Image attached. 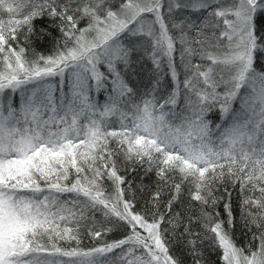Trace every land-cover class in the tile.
Instances as JSON below:
<instances>
[{"label":"snow or ice","instance_id":"obj_1","mask_svg":"<svg viewBox=\"0 0 264 264\" xmlns=\"http://www.w3.org/2000/svg\"><path fill=\"white\" fill-rule=\"evenodd\" d=\"M164 8V0H119L118 6L114 0H0V264H183L174 242L188 249L193 264H204L205 240L222 251L223 264H264V0H167V14ZM175 9L202 19L177 23ZM44 18L60 35L52 37L50 55L34 52L29 59L33 22ZM45 36H52L48 28L41 29ZM138 50L154 65L142 93L125 79ZM165 60L174 87L158 99ZM109 83L107 100L98 105L89 93L108 91ZM217 106L221 120L232 119L213 129L206 117ZM118 157L132 172L145 164L146 173L156 172V190L139 212ZM229 184L239 186L244 227L256 229L252 241L259 243L250 241L247 250L232 237ZM221 187L229 198L227 221L215 210L224 199L216 195ZM185 190L198 215L191 203L188 211H174ZM96 212L124 222L129 233L80 247L81 222L91 215L95 223ZM111 230L93 227L88 234L100 238ZM69 240L76 247L58 244Z\"/></svg>","mask_w":264,"mask_h":264},{"label":"trees","instance_id":"obj_2","mask_svg":"<svg viewBox=\"0 0 264 264\" xmlns=\"http://www.w3.org/2000/svg\"><path fill=\"white\" fill-rule=\"evenodd\" d=\"M118 2H116L118 6ZM202 13L198 12H191L190 10H183L181 9V12L179 13V16L182 20H185L186 22H192L195 21L199 23V20L202 19ZM191 15V16H190ZM4 18L7 19V14L4 15ZM86 21H82L80 24V27H84ZM35 33L31 37V46L28 48L27 56L29 59L33 57L34 52L36 54H43L45 56L50 55L53 52L54 48V41L52 37H58L60 35L58 29L54 28L50 21H48L47 18L44 19H36L33 22ZM42 28H48L49 31H51L52 36H45L43 39L40 38L41 36V29ZM173 33L178 35V31H174ZM194 32H191L192 35ZM24 44L23 36H21V45ZM177 48H179V45H176ZM176 62L179 64L180 57L179 52L177 51L175 53ZM132 59L134 61L133 65L130 66L126 70L125 79L129 80L132 85H136L139 88V91L142 93L145 89V85H149V78L152 76L154 71V65L152 64L151 59L148 57V55L145 58H141L138 54V52H135L132 54ZM118 67L123 70V65H118ZM256 67L259 69L260 65L257 64ZM142 69V71H141ZM100 71L107 73V68L104 65H100ZM180 75L179 80L182 82L184 79L183 70L179 69ZM160 79H161V85L156 91V96L158 99L161 97H166L168 94L171 93L173 90L174 84L172 82L171 76L168 74V68H167V62L165 60L164 63L161 65V72H160ZM54 83L58 85L59 77L54 78ZM91 84H94V81H90ZM182 88V83H181ZM111 85L108 84V91H105L104 89H101L100 91H96L95 88H93L89 96L90 98L96 102L98 105H103L107 97L110 93ZM223 89L221 88L220 91ZM64 91L68 92V86L65 84ZM57 97H59V92L57 91L55 93ZM12 99L14 106L19 108L20 105V96L19 93L12 94ZM182 104V100H181ZM123 107V106H122ZM233 110L239 111L240 110V104L238 103V99L233 102ZM179 110V109H177ZM207 119L212 121L211 127L215 129V126L217 123L222 124L223 127H227L228 123L232 119V115L229 114L224 120H221V113L219 106H217L212 112L208 114L206 117ZM83 119V118H82ZM112 124H114L116 127L119 126L118 119L116 117L111 118ZM214 135H218V131L214 132ZM113 147L115 145L113 144ZM118 168L120 175L126 176V180L132 182L133 188L136 189L135 194V201H134V211L139 212L141 211L145 205L146 202L151 199V194L156 190V172L155 170L151 172H145V169L147 168V164L144 166H136V171L132 172L129 169L126 168L125 163L123 162L122 157H118ZM75 179V176L69 177V182L71 180ZM103 187L106 191V193L112 192V184L111 181L105 179L103 181ZM125 189H127V183L123 185ZM143 187V191L140 190V188ZM229 191L231 192V206L233 215L235 217V224L232 228V237L237 247L244 248L247 250L248 243L252 241V232H255L256 229L253 226L252 232H249L247 228L244 227V221L241 217V208H240V201H241V194L239 190V186L237 185L235 189L231 187V184L228 185ZM217 196L224 195V199L219 202V204L216 206V211L220 213L219 218L227 221L228 217L224 210V204L228 202V196L224 194V190L221 187L220 190L216 193ZM247 195V193H246ZM256 195H259L257 192ZM126 199H132V195L130 192H126L125 194ZM169 199V194L167 191L163 194V200L161 201V207L160 211L165 212L166 209L164 208V204ZM189 203L192 204L193 208L196 210L197 215L199 214V205L196 204L194 201H190V197L187 193V190L184 191V193L181 196L180 201L174 206V211L179 212H185L189 210ZM151 206V205H149ZM211 211V209H209ZM95 219L98 220L100 226L91 225L88 220L81 222L80 230H79V240H80V247L84 249H88L94 246L100 245L103 241H114L119 240L126 236L130 229L125 224L120 221H118L115 217L106 218L102 215L100 212L95 213ZM186 222V221H185ZM121 224V225H120ZM123 225V226H122ZM71 226V225H70ZM103 226L104 228H111L112 230L110 232H103L102 236L100 238H94L91 235L88 234L89 228H96L99 230ZM166 226V225H165ZM201 233L205 236H211L212 234L206 233L202 228L199 227V225H194ZM225 227L227 228V224H225ZM178 232L182 233L183 228L181 227ZM185 240L187 237L184 238ZM259 241H252V246L255 247L258 245ZM58 244L63 247H76V241L69 240V241H58ZM173 252L183 261V264H193V258L191 255L188 254V249L182 248L180 245L173 243L171 246ZM203 251V261L204 264H223V261L221 259L222 257V251L218 247H214L212 245L211 240H205L204 244L200 246ZM117 253H119V250H116Z\"/></svg>","mask_w":264,"mask_h":264},{"label":"rangeland","instance_id":"obj_3","mask_svg":"<svg viewBox=\"0 0 264 264\" xmlns=\"http://www.w3.org/2000/svg\"><path fill=\"white\" fill-rule=\"evenodd\" d=\"M114 2L116 3V2H118V0H114ZM164 3H165V8H164V11H165V13L167 14V0H164ZM183 10H186V9H183ZM181 12V9H175L174 11H173V13L171 14L172 15V17H173V19L177 22V23H179L182 19L180 18V16H179V13ZM202 15V14H201ZM191 16V15H190ZM149 18H151V17H149ZM174 31H178V30H174ZM192 32H194V31H192ZM179 34V33H178ZM193 36L195 35V32L192 34ZM151 51V49H149V52ZM138 52V54H139V56L141 57V58H145L147 55L144 53V51L143 50H138L137 51ZM238 103L240 104V101H239V99H238ZM88 222L91 224V225H96V226H100V224H99V222H98V220L97 219H95V223H93V220H92V217H91V215L89 216V219H88ZM121 223H122V221H120ZM124 223V222H123ZM125 224V223H124ZM121 225V224H120ZM123 226V225H122ZM125 226V228H126V224L124 225ZM128 227V226H127ZM96 228H98V227H96Z\"/></svg>","mask_w":264,"mask_h":264}]
</instances>
